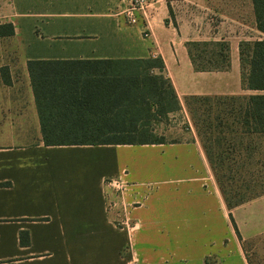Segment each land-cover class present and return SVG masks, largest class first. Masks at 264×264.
<instances>
[{
    "label": "crops",
    "instance_id": "0c3cea01",
    "mask_svg": "<svg viewBox=\"0 0 264 264\" xmlns=\"http://www.w3.org/2000/svg\"><path fill=\"white\" fill-rule=\"evenodd\" d=\"M164 1L147 37L127 24L126 0H0V24L16 31L0 50V264H251L230 214L243 240L264 234V195L230 211L199 142L43 141L30 62L47 63L52 79L95 80L99 62L162 56L181 102L258 94L243 88L240 55L242 41L264 39L253 0ZM197 32L230 45L229 70H195ZM109 178L130 184L111 212Z\"/></svg>",
    "mask_w": 264,
    "mask_h": 264
},
{
    "label": "trees",
    "instance_id": "16d2710c",
    "mask_svg": "<svg viewBox=\"0 0 264 264\" xmlns=\"http://www.w3.org/2000/svg\"><path fill=\"white\" fill-rule=\"evenodd\" d=\"M257 28L264 34V0H253ZM11 23L0 24V38L15 36ZM190 58L198 72L226 71L231 66L230 45L225 41L189 42ZM207 55L209 59L207 60ZM242 82L245 90L257 92L246 98L240 112V128L248 135H264V39L240 45ZM106 69L98 78L70 74L52 79L45 62H30L29 70L39 106L46 146L161 145L153 127L182 110L176 89L167 75L162 56L139 60L99 62ZM207 98V97H206ZM189 101L205 100L189 97ZM49 103L60 104L57 109ZM98 105L97 109L88 104ZM218 162V161H217ZM235 174H232L235 177ZM230 209L253 199L232 201L221 187ZM261 196V195H260ZM260 196H257L260 197ZM263 196V195H262ZM245 247L237 224L230 214ZM205 264H220L208 257Z\"/></svg>",
    "mask_w": 264,
    "mask_h": 264
},
{
    "label": "rangeland",
    "instance_id": "374dc122",
    "mask_svg": "<svg viewBox=\"0 0 264 264\" xmlns=\"http://www.w3.org/2000/svg\"><path fill=\"white\" fill-rule=\"evenodd\" d=\"M164 2L169 5V0ZM243 28L249 30L251 27L247 25ZM197 33L199 36L191 37L187 44L218 42L221 38L208 37L210 34L207 32ZM7 39L0 38V50L13 49L11 41ZM206 59H209V55ZM249 96H195L205 98L201 101H189L187 97L181 102V111L170 114L153 127L155 134L164 137L168 144L199 142L218 187H223L229 199L233 198L232 201L243 198L248 201L264 195V135L244 134L239 125L241 109ZM247 203L233 209L227 207L233 211ZM244 248L251 264H264V234L246 240Z\"/></svg>",
    "mask_w": 264,
    "mask_h": 264
},
{
    "label": "built area",
    "instance_id": "2783aa9c",
    "mask_svg": "<svg viewBox=\"0 0 264 264\" xmlns=\"http://www.w3.org/2000/svg\"><path fill=\"white\" fill-rule=\"evenodd\" d=\"M125 20L129 25H142L145 35L150 36L151 23L155 14L156 0H126ZM129 183L123 178H109L104 183L107 198V210L113 211L118 204L119 198L126 192Z\"/></svg>",
    "mask_w": 264,
    "mask_h": 264
}]
</instances>
